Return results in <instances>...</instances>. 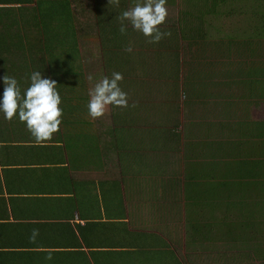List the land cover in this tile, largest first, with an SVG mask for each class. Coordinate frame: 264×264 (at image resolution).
<instances>
[{
	"label": "crops",
	"instance_id": "1",
	"mask_svg": "<svg viewBox=\"0 0 264 264\" xmlns=\"http://www.w3.org/2000/svg\"><path fill=\"white\" fill-rule=\"evenodd\" d=\"M54 5L0 0V78L15 77L22 92L29 76L9 67L39 49ZM3 87L0 79V93ZM62 109L60 131L40 143L18 119L0 117V264H229V234L199 217L187 190L193 170L186 158L197 153L187 148L202 138H186L193 133L182 123L177 148L163 146L161 154L146 129L137 125V139L130 121H114L119 109L111 108V133L104 121L75 123ZM124 125L126 145L115 132Z\"/></svg>",
	"mask_w": 264,
	"mask_h": 264
},
{
	"label": "trees",
	"instance_id": "2",
	"mask_svg": "<svg viewBox=\"0 0 264 264\" xmlns=\"http://www.w3.org/2000/svg\"><path fill=\"white\" fill-rule=\"evenodd\" d=\"M176 1L168 0L167 4L176 5ZM182 1L184 9L177 22L161 26V31H170L171 36L156 44L149 43L148 38L131 27L126 36L120 34L117 17L132 6V0H119L118 5H110L109 0H90L91 18L85 20L84 27L95 31L105 76L111 77L113 72L123 75L120 87L128 94L129 107H111L121 110L115 111L114 121H130L136 133L143 114L152 151L163 146L177 148L176 137L182 138L177 135L182 127L180 94L186 97L189 107L201 106L207 113L214 112L211 116L217 122L199 121L185 128L199 129L202 138L187 148L197 149L198 153L195 159L190 153L186 158L189 170L194 171L189 175L193 183L187 188L193 193L190 202L199 217L214 218L217 233L229 234L231 249L264 257V120L253 121L248 114L251 106L264 104V0ZM77 3V0H57V5L50 8L55 7V18L49 19L48 24L45 19L40 28L39 49L23 51L24 59L9 70L23 76L41 71L42 76L55 79L59 93L66 95L61 98V107L70 112L67 118L84 123L89 101L84 72L87 62L80 50L79 22L74 10V6L80 5ZM226 5L230 8L229 17L240 10L249 12L248 29L243 35L224 38L211 24L213 19H220ZM82 7H78L80 13ZM213 32L218 33L217 39ZM134 40L141 44L138 55L124 51ZM144 45L145 52L157 50L161 55L152 60L141 58ZM217 54L220 58L227 56L229 61L214 63L209 59L218 57ZM152 71L156 72V78H152L163 81L159 88L161 104H156V94L151 88L154 82L155 86L160 85L150 80ZM213 73L215 79H209ZM182 78L186 82L181 86ZM209 85L218 87L219 95L209 93ZM224 88L228 91H223ZM124 127L127 126L115 128V132L126 145ZM138 143L132 142L136 153ZM207 227L194 228L203 235ZM238 258H229V264Z\"/></svg>",
	"mask_w": 264,
	"mask_h": 264
},
{
	"label": "clouds",
	"instance_id": "3",
	"mask_svg": "<svg viewBox=\"0 0 264 264\" xmlns=\"http://www.w3.org/2000/svg\"><path fill=\"white\" fill-rule=\"evenodd\" d=\"M168 0H132V6L117 17L120 34L126 36L129 27L140 32L149 43H159L170 37V31H161L167 22ZM109 4H119V0H109ZM125 52L132 53L129 44ZM2 79L3 92L0 93V117L7 121L18 119L37 143L47 141L60 131L62 125V100L55 79L42 76L41 71L30 73V85L22 92L18 80L8 74ZM89 80L93 77L89 76ZM123 75L113 72L111 77L103 76L89 90L88 116L93 120L105 116L109 107L127 108L128 94L120 87ZM38 230H33V236Z\"/></svg>",
	"mask_w": 264,
	"mask_h": 264
},
{
	"label": "rangeland",
	"instance_id": "4",
	"mask_svg": "<svg viewBox=\"0 0 264 264\" xmlns=\"http://www.w3.org/2000/svg\"><path fill=\"white\" fill-rule=\"evenodd\" d=\"M78 1V5L79 6H83L82 8L83 13H80L79 11V6H74V10L79 22V33H80V50L82 51V58L83 60H85V62H87V65H85L84 68V72H85V87H87V90L89 92V90L94 86V84L96 82H98L100 80L101 77L105 76L104 71H103V61H102V57H101V49H100V45L99 42L96 40L95 37V31L92 29L91 31H88L87 29H85L84 27V22L85 20H89L91 18V12L89 11V1L90 0H77ZM75 5V4H74ZM184 9V3L182 0H177L176 1V5H169L167 4V11H168V16H167V22L166 24L168 25L170 22L174 23L177 22V18L179 16L180 11H182ZM229 5H226L225 8L223 10H221V12L223 13L222 16L220 17V19H213L211 21V24H213V26L217 29L220 30L221 35L224 36V38L229 37V35H243L244 31L248 29L247 25H248V18L250 17L249 12L245 13V11H237L234 12V14H232L229 17ZM215 31V30H214ZM214 38L217 39L218 38V33L213 32ZM132 42H135L132 47H133V51L134 53L137 54V52H139L140 48H141V44L138 42V40H134ZM168 42V41H166ZM211 42V41H209ZM165 48V47H163ZM146 49V46L144 45V49L142 51L141 58H145L148 60H152L156 57H158L160 51L158 52L155 48L156 51H149V52H145L144 50ZM138 55V54H137ZM148 56V57H146ZM218 56V54H217ZM223 58L218 57H214V58H210L209 59L211 61H213L215 63V61H222L223 63H226L229 60L227 59V56L223 55ZM236 60H238V58H235ZM226 68H229V62L227 63ZM150 74H152L150 77V80H155L154 78H156V72L152 71L150 72ZM221 75V72H220ZM92 76L93 79L89 80L88 77ZM154 77V78H152ZM215 79L214 78V73L209 77V79ZM148 80V79H147ZM162 82L163 81H156L157 84H160L159 86H155V82L153 84L152 90L154 91V93L156 94V104H161L163 102V100L160 98L159 95H161L162 91L159 90V88H161L162 86ZM186 80L184 81L182 78V84L185 83ZM223 91H228L226 90V88H224ZM87 92V94H88ZM208 92L215 94V95H219V90L218 87L217 88H212L208 87ZM88 96V95H87ZM89 98V96H88ZM214 99L211 101V103H213ZM180 102V103H179ZM178 105L180 106V119H181V123H183L186 127H188L190 124H195L199 121H211L215 123L217 122L214 118L211 116L212 113L214 112H209L207 113L208 110H203L201 109V106H197V107H189L186 104V97L183 96V93L180 94V100H178ZM143 106V104H142ZM111 114V107L108 108L106 114L104 117L97 119L98 121H104L105 122V129H108V131L111 133V128L112 124H110L111 119H109V115ZM249 116L253 121H262L264 120V104L262 105H258V106H251L250 110H249ZM140 122H137L138 126H141V128L143 129V131L146 129V126L143 122V114L140 115ZM110 128V129H109ZM180 130H182V128L180 127ZM179 130V131H180ZM107 130H105V134H109V136L111 137V134L108 132ZM147 131V129H146ZM178 131V132H179ZM191 133L193 134H186V138L188 137L189 140L193 139L194 137H196L198 140L200 139L198 136L200 133V130L197 128H194L192 130H189ZM177 132V133H178ZM137 133V139H139V134L138 131ZM150 137V132H148V138ZM108 138V137H107ZM109 140V139H106ZM161 154H165L166 152V148L160 147L158 149ZM193 195V194H192ZM192 195H190V197H192ZM241 254V255H240ZM239 257L237 262H231V264H264V257L262 254H254L253 256H250L249 254H244L242 252H240L239 249H231L229 246V258H233V257ZM241 258V259H240ZM218 261L219 258H217Z\"/></svg>",
	"mask_w": 264,
	"mask_h": 264
}]
</instances>
